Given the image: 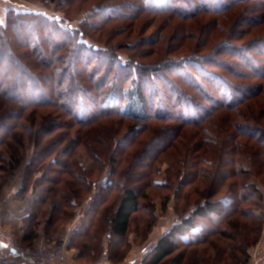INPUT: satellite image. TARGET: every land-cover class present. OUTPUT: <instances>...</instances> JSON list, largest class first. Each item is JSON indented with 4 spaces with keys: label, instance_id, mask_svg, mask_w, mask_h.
<instances>
[{
    "label": "trees",
    "instance_id": "16d2710c",
    "mask_svg": "<svg viewBox=\"0 0 264 264\" xmlns=\"http://www.w3.org/2000/svg\"><path fill=\"white\" fill-rule=\"evenodd\" d=\"M88 1L41 0L74 17L12 8L0 22V171L33 146L21 191L40 177L20 241L31 244L44 217L56 232L87 196L67 248L83 263H122L155 226L129 241L132 219L159 218L146 190L162 188L154 165L171 147L161 207L173 203L176 221L141 264H248L264 228V0H98L84 11ZM141 24V34L156 25L150 37H135ZM44 107L61 111V131L39 145Z\"/></svg>",
    "mask_w": 264,
    "mask_h": 264
},
{
    "label": "rangeland",
    "instance_id": "374dc122",
    "mask_svg": "<svg viewBox=\"0 0 264 264\" xmlns=\"http://www.w3.org/2000/svg\"><path fill=\"white\" fill-rule=\"evenodd\" d=\"M98 0H89L88 3L83 7L84 11H87L89 9L92 8L93 5H95V3L97 2ZM15 9L17 11H41V12H46L48 15L50 16H55L59 19H64L65 18V12L67 13V11L69 12V8L66 7H59L56 5V3H49V2H46V3H42L41 0H0V22H4L5 19V15H6V12L7 10L9 9ZM70 13V12H69ZM75 13H70V16L71 17H74ZM85 14H82L81 17H79L78 19H75L73 20L71 23L74 27H77L78 26V23L85 18ZM149 15H145V16H142L141 18L144 19V18H147ZM177 21V20H176ZM175 21V23H176ZM144 25L141 24L139 26V29L137 30L136 32V35L135 37L136 38H143V34L145 37H150V35L152 34V32L155 31V28H156V25H152L149 27V29L144 32L143 34H141V29ZM140 30V31H139ZM256 37V33H253V34H248L246 36V38H244V40H242L241 42H239V46L241 47H245L246 45H248L247 43L250 42L253 38ZM104 40V39H103ZM130 42V40H127ZM124 42L126 43V39L125 38H120L118 39V42ZM120 47H124V46H120ZM125 48V47H124ZM120 52V51H119ZM121 55V57L123 58H126V56L129 53V51L127 50H121V52L119 53ZM157 57H151L147 60H143L144 61H153L155 60ZM139 60V58H137ZM142 61V60H140ZM61 111L57 110V109H54V108H50V107H44V108H41L38 115H37V118H38V125L34 126L33 128L34 129H37V133H38V141L37 143L40 145L41 141H43L42 143H47L50 138L53 136V138L55 136L58 135V133H60L61 130H58L57 128H55V125H54V122H56L55 120L58 119L59 117L57 116V114H59ZM50 116L49 118L52 119V122L49 123V124H44L42 123L44 118H46V116ZM2 120L4 121V123H9V124H12L14 122V117H12L11 115L6 117V118H2ZM49 122V121H48ZM44 125H42V124ZM161 125V124H160ZM42 126V127H41ZM77 129V128H76ZM189 131H193L194 128H187ZM57 133L56 135L54 133ZM126 133V129L124 128L121 132V134L119 135V138L118 140L121 139V137ZM2 134L4 135L5 134V130L2 126H0V136H2ZM44 134V138H41V135ZM75 135V134H73ZM144 136V135H143ZM48 137V138H47ZM43 139V140H42ZM45 139V140H44ZM49 139V140H48ZM52 139V138H51ZM173 142V141H172ZM172 142L170 143V145H172ZM63 147V146H62ZM5 149V148H4ZM135 149V147H134ZM33 151H35L34 147H30L28 150H26V153L24 154V158L21 159L22 162H21V166L19 168H17L15 171H10L8 169H4L3 171H0V187L2 185L3 182H5L6 178L8 177H11V176H18L20 178L23 179L22 176H24V172L25 170V167H27L26 165L28 164V162L31 160V157L33 155ZM172 153V148L170 147L169 149H167V151H164V154H160V157L158 158V161L155 163L154 166L158 167V166H161L160 167V172L158 175H156L154 177V180L157 181V182H164L163 183V186L162 188H153V189H147L146 190V193L149 194L150 198L155 202V208L157 210V215H159V218H155V222H153L150 218H148L147 215H145V213H143L142 211L137 213V215L132 219V222H131V228H130V233H129V236H128V240L129 241H133L135 238H136V232L138 231L137 229L139 228H142V229H146L145 231L147 232V229L150 228V226L148 227L147 225L150 223H154V227L152 226V232L150 234V237L147 238L148 240L145 242V243H154V241L156 240L157 236H160L162 235L164 232H166L167 230H169V227H171L173 225V223H175L176 221V215H175V212L173 210V203L170 202V206L167 210V212H164L162 213V207H161V203H162V199L164 198L165 195L169 194L170 190H168L167 188H165L167 186L168 183H166V175H167V170H168V166H169V162L171 160V154ZM121 155V154H120ZM162 155V156H161ZM119 158L122 157L121 156H118ZM124 159V158H122ZM170 159V160H169ZM167 160V162H166ZM80 161L81 163L84 165V167L87 169L93 174V178L94 179H98V177L100 175H96V171L94 170L93 168V165H92V160L86 155V153L82 152L81 153V157H80ZM128 162H125L122 160V164L121 166H126ZM121 166L119 167L121 169ZM141 166V165H140ZM142 168H140L139 170L137 171H140V173H143V170L144 171H147L146 168H144V166H141ZM107 173V169L106 171L104 172V175H106ZM169 173V172H168ZM103 176V175H102ZM143 176V175H142ZM29 177V176H28ZM40 178L38 174H36V176H32L30 178H28V184L26 186V189L27 191L31 190V188L34 190V195H35V192L38 191L40 189V184H36L35 181ZM102 179H106V178H102ZM140 182H142V179L140 177ZM102 182H100L101 184ZM262 191L264 193V187L262 188ZM96 195V194H94ZM87 196H83L82 197V200L84 203H86L87 201ZM89 202V201H88ZM87 202V203H88ZM0 207H3L4 208V204L0 202ZM78 210V208H77ZM78 214H76L77 216ZM46 217H44V219L41 221V224H45L46 225ZM74 219H71V220H67L65 222H60L58 224V227H57V230L56 232L54 231L53 233H51L50 236L46 235V233L44 232V235H41V236H38L31 244H26L24 242H21L20 239H19V236H20V233L16 230H12V229H9L6 224L4 223V225L1 226V231L3 232L4 235H8V236H11L14 241L22 246H25L26 248L31 246V247H37V245L39 243H44L46 245H48L49 247H53V246H56L58 243H64V242H67L68 239H71V236L67 235L66 232H63L61 233L60 230H65L66 226L68 224H70ZM40 227V226H39ZM46 227V226H45ZM139 227V228H138ZM147 227V228H145ZM39 230V228H38ZM37 230V232H38ZM45 231V229H44ZM155 233V234H154ZM262 238H264V228L262 230V233H261V237L258 241V243L254 246L256 247L260 241L262 240ZM141 238L138 239V241H140ZM137 241V242H138ZM145 243H143L142 245H133L130 249V251L128 252V254H130L132 252V249L134 246H137L136 249H135V254L136 256H143L145 254V252H142V248L144 247ZM253 247V248H254ZM252 249V248H251ZM250 249V251H251ZM249 251V252H250ZM69 252L70 250L67 248L66 249V253H67V257L69 256ZM181 252V250H180ZM179 252H176L175 255H177ZM128 256V255H127ZM69 261V259L67 258L66 261L64 262H67ZM75 262L78 263V264H90V263H83L82 261H76L75 259ZM98 262H102L104 264H111V262L106 258V257H103L102 259H100ZM250 262V257H249V261H248V264Z\"/></svg>",
    "mask_w": 264,
    "mask_h": 264
},
{
    "label": "crops",
    "instance_id": "0c3cea01",
    "mask_svg": "<svg viewBox=\"0 0 264 264\" xmlns=\"http://www.w3.org/2000/svg\"><path fill=\"white\" fill-rule=\"evenodd\" d=\"M23 187V179L18 176H11L6 178L5 182L0 187V202L4 204L5 209V224L9 229L16 230L23 236L29 226L27 217L30 214V208L34 201V190L31 188L29 191H21ZM89 202L84 203L77 210L78 215L74 220L68 224L65 230H60L61 233L66 232L67 235L71 236L72 233L82 223V215L85 209L88 207ZM45 224L40 225L37 232L38 236L44 235ZM165 233V232H164ZM163 233V234H164ZM155 234V233H154ZM37 236V237H38ZM161 237L157 236L155 242ZM70 239L67 240V244ZM134 246L132 252L128 254L126 259L119 264H141L142 257L136 256ZM77 256V250H70L67 262H56L55 264H78L75 262ZM23 256L20 253L14 252L9 247H6L0 243V264H20V260ZM90 264H104L102 262L90 263ZM113 264V263H111Z\"/></svg>",
    "mask_w": 264,
    "mask_h": 264
},
{
    "label": "built area",
    "instance_id": "2783aa9c",
    "mask_svg": "<svg viewBox=\"0 0 264 264\" xmlns=\"http://www.w3.org/2000/svg\"><path fill=\"white\" fill-rule=\"evenodd\" d=\"M5 209L0 207V243L9 247L14 252L20 253L23 258L20 264H55L56 262H64L67 260V243H58L56 246L49 247L44 243H39L37 247H25L14 241L11 236L4 235L1 226L5 223ZM152 243L146 244L142 248V252H146ZM249 264H264V238L260 243L251 249Z\"/></svg>",
    "mask_w": 264,
    "mask_h": 264
}]
</instances>
